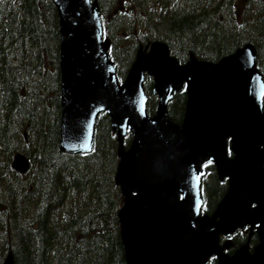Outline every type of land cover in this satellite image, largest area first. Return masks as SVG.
<instances>
[{
  "label": "trees",
  "instance_id": "1",
  "mask_svg": "<svg viewBox=\"0 0 264 264\" xmlns=\"http://www.w3.org/2000/svg\"><path fill=\"white\" fill-rule=\"evenodd\" d=\"M101 11L104 39L121 83L141 47L159 39L180 64L193 58L218 62L246 43L258 53L264 74V0H92ZM148 78V113L157 97ZM61 35L52 0H0V264H128L119 212L124 205L116 183L119 144L107 112L96 122L89 153L61 149ZM185 89L174 94L169 115L182 123ZM28 131V141L24 131ZM128 132L124 148L131 147ZM22 151L31 162L13 169ZM232 155V154H230ZM204 211L212 213L228 191L212 162L204 163ZM232 236V253L247 241ZM259 243L254 233L251 244ZM212 257L208 264H217Z\"/></svg>",
  "mask_w": 264,
  "mask_h": 264
},
{
  "label": "water",
  "instance_id": "2",
  "mask_svg": "<svg viewBox=\"0 0 264 264\" xmlns=\"http://www.w3.org/2000/svg\"><path fill=\"white\" fill-rule=\"evenodd\" d=\"M53 1L61 19L62 147L90 150L98 113H110L120 143L117 182L126 196L120 222L128 263L205 264L216 255L219 264H264V79L255 68L254 46L219 63L193 60L179 66L167 45L157 41L149 52H139L121 86L103 42L98 8L89 0ZM146 71L160 97L154 117L146 111ZM184 82L187 111L180 125L169 117L167 104ZM128 128L134 143L125 153ZM229 136L233 159L227 156ZM207 158L230 181L212 216L201 214L204 171L199 166ZM14 166L26 172L29 159L18 154ZM246 224L251 232L258 224L259 246L251 253L247 243L229 255L231 242L221 245V235ZM5 264H13L12 257Z\"/></svg>",
  "mask_w": 264,
  "mask_h": 264
},
{
  "label": "snow or ice",
  "instance_id": "3",
  "mask_svg": "<svg viewBox=\"0 0 264 264\" xmlns=\"http://www.w3.org/2000/svg\"><path fill=\"white\" fill-rule=\"evenodd\" d=\"M262 89H264V85H261ZM261 98L264 99V91L261 93Z\"/></svg>",
  "mask_w": 264,
  "mask_h": 264
}]
</instances>
